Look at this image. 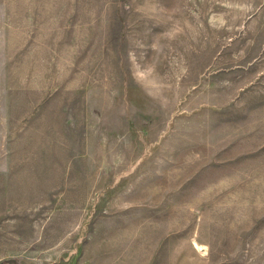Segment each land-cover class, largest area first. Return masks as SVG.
I'll return each mask as SVG.
<instances>
[{"label": "rangeland", "instance_id": "374dc122", "mask_svg": "<svg viewBox=\"0 0 264 264\" xmlns=\"http://www.w3.org/2000/svg\"><path fill=\"white\" fill-rule=\"evenodd\" d=\"M0 264H264V0H0Z\"/></svg>", "mask_w": 264, "mask_h": 264}, {"label": "bare ground", "instance_id": "6f19581e", "mask_svg": "<svg viewBox=\"0 0 264 264\" xmlns=\"http://www.w3.org/2000/svg\"><path fill=\"white\" fill-rule=\"evenodd\" d=\"M201 248H202L201 246H200V247H199V246H197V250H201Z\"/></svg>", "mask_w": 264, "mask_h": 264}]
</instances>
